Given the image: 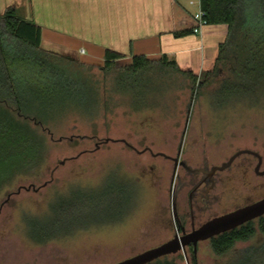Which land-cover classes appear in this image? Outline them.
<instances>
[{
  "label": "rangeland",
  "instance_id": "374dc122",
  "mask_svg": "<svg viewBox=\"0 0 264 264\" xmlns=\"http://www.w3.org/2000/svg\"><path fill=\"white\" fill-rule=\"evenodd\" d=\"M241 49L228 77L225 71L216 77L205 73L212 66L190 69L197 76L193 92L188 76L156 60L139 71L125 72L124 87L116 91L114 73L104 78L102 64L64 55L87 65L85 69L98 80V102L81 85L74 91L62 87L52 97L51 91H44V86L55 84L50 71H23L22 76L34 81L21 83L29 88L22 111L38 115L47 127L45 131L37 128L46 149L39 163L0 188V264H113L169 240L176 226L167 161L159 157L151 168L154 162L146 156L150 152L139 154L121 142L96 148L87 135L122 136L139 149L148 145L153 151L175 154L186 126L184 140L189 147L182 155H218L213 160L220 162L238 149L251 147L264 158V79L260 78L264 44L250 52ZM129 65L119 60L114 69H130ZM71 77L68 81L77 82L78 76ZM85 148L89 150L82 153ZM71 156L75 158L59 162ZM11 157L0 162V173L10 174L18 167L7 165ZM243 158L222 174L224 209L264 196L263 176L253 169L245 174L236 171ZM31 184L36 189L18 191ZM71 196L74 207L52 211L58 199ZM102 207L107 210L100 211ZM79 208L85 212L82 217ZM54 216L61 217L67 229L46 240L37 238L29 220L46 221ZM258 219L253 220L256 225ZM263 238L257 229L249 240L236 243L220 256L212 251L209 240H203L198 244L197 263L228 262L239 249ZM185 254L179 251L167 256L175 258L176 264H191V254Z\"/></svg>",
  "mask_w": 264,
  "mask_h": 264
},
{
  "label": "trees",
  "instance_id": "16d2710c",
  "mask_svg": "<svg viewBox=\"0 0 264 264\" xmlns=\"http://www.w3.org/2000/svg\"><path fill=\"white\" fill-rule=\"evenodd\" d=\"M200 9L203 23L227 25V33L218 44L212 67L205 73L216 77L225 71L224 77H228L235 60L242 55V47L250 52L255 45L264 44V0H200ZM190 32H193L192 28L174 34L179 36ZM122 56L123 54L118 51L105 48L104 62L99 67L104 78H107L111 72L114 73L116 91L123 89L121 86L124 87L122 75L125 72L139 71L151 65L153 61L144 55L133 54L129 65L131 70H115L116 60ZM156 62L162 66L169 65L176 72L188 76L191 81L190 90L191 92L195 90L197 76L192 70L179 67L174 59L168 60L165 54H162ZM86 66L80 61L44 49L41 46V26L31 19L18 15L13 6L0 14V162L3 163L4 159L15 154L17 157H11L7 165L15 167L18 165L13 173H0V188L39 163L46 149L37 128L45 131L47 127L43 125L38 115H30L22 111L26 102L25 91L29 88L23 87L21 83L34 81L22 76L23 71L27 69L37 74L45 70L50 71L55 84L44 86V91H51L52 97H55L54 95L60 92L62 87L74 91L75 87L81 85L84 90L91 93L89 97L98 102L100 100L96 87L98 80L85 69ZM71 76H78L77 82L68 81ZM260 78L264 79V73L260 74ZM60 83L62 84L59 85ZM70 99L78 101L79 98L70 97ZM75 194L72 196L74 197ZM72 196L58 199L52 204V211L54 213L59 210L68 211L72 206L74 207ZM106 210L107 207L100 209L104 212ZM78 211L81 217L85 213L80 208ZM60 218L54 216L46 221H40L38 218L29 220L32 233L40 240L62 233L67 228L63 229ZM258 218L257 225L253 220H249L211 237L209 241L212 251L216 255H224L231 251L236 243L249 240L257 229L264 234V215ZM146 264H176V261L175 258L164 255ZM191 264H198L196 254H191ZM218 264H264V238L239 249L228 262Z\"/></svg>",
  "mask_w": 264,
  "mask_h": 264
},
{
  "label": "crops",
  "instance_id": "0c3cea01",
  "mask_svg": "<svg viewBox=\"0 0 264 264\" xmlns=\"http://www.w3.org/2000/svg\"><path fill=\"white\" fill-rule=\"evenodd\" d=\"M10 6L41 26L44 49L98 64L111 48L123 54L116 61L165 54L198 71L213 64L227 33L226 24L201 22L194 30L199 0H0V14ZM187 28L193 32L174 34Z\"/></svg>",
  "mask_w": 264,
  "mask_h": 264
},
{
  "label": "flooded vegetation",
  "instance_id": "af4514ba",
  "mask_svg": "<svg viewBox=\"0 0 264 264\" xmlns=\"http://www.w3.org/2000/svg\"><path fill=\"white\" fill-rule=\"evenodd\" d=\"M185 129L182 131L180 142L175 154H170L163 150L153 151V149L148 145L139 149L134 143L122 136L114 137L108 135L101 137L96 134L86 136L89 139L94 140L96 148L102 143L121 142L139 154L147 151L150 152L151 155L146 156H149L153 162L154 160H158L159 157H162L167 161V164L171 168L170 185H172L171 191L173 194L172 209L176 226L175 231L168 239L173 238L176 235L182 237L215 216L224 214L261 198L248 199L244 203L233 206L232 208H222L221 198L223 195V172L232 170L233 163L240 156H244L242 162H240L239 166L236 168V171H241L245 174L253 169L254 174L264 177V158L256 149L243 147L238 149L242 150V152L237 154L228 165L220 168V166L224 162L228 161L238 150L228 156L227 160L222 159L220 162L213 160L214 156L218 157V155H182L187 152L189 147V142L184 140ZM73 138V135L69 136V139ZM60 139H63V137ZM87 150L89 149L85 148L82 153ZM78 156L79 155H76V157ZM72 158L75 157L71 156L59 159V162L64 163L66 160ZM255 159L256 162L254 163ZM150 165L151 168H155L157 164L154 162ZM57 166L58 164L51 168V176ZM163 167L165 168L166 164H163ZM50 180L51 178L44 181L40 187L46 185ZM211 237L204 240H210ZM201 241L203 240L198 241L196 250L194 249L192 242L185 244L184 251L189 254H196L198 244ZM180 251H182V249Z\"/></svg>",
  "mask_w": 264,
  "mask_h": 264
},
{
  "label": "water",
  "instance_id": "95a60500",
  "mask_svg": "<svg viewBox=\"0 0 264 264\" xmlns=\"http://www.w3.org/2000/svg\"><path fill=\"white\" fill-rule=\"evenodd\" d=\"M240 152H242V150L236 151L228 161L224 162L220 166V168L228 165L231 160ZM31 186L36 189L31 184L27 186L22 185L18 188V191L21 188L29 189ZM261 215H264V196L249 204L238 207L224 214L215 216L182 237L176 235L175 237L164 241L161 244L147 248L134 255L121 259L113 264H146L161 256L177 253L181 249L184 252V255H186L184 251L185 244L192 242L193 247L196 250L198 241L207 239L213 235H217L221 232L232 229L246 221L258 218Z\"/></svg>",
  "mask_w": 264,
  "mask_h": 264
},
{
  "label": "built area",
  "instance_id": "2783aa9c",
  "mask_svg": "<svg viewBox=\"0 0 264 264\" xmlns=\"http://www.w3.org/2000/svg\"><path fill=\"white\" fill-rule=\"evenodd\" d=\"M201 17H202V11H201V9H200V0H199V10H198L197 13L195 14V18L199 20V23L195 26V28H194L195 31L198 30V26H199V24L202 22ZM80 51L83 52L84 49L81 48Z\"/></svg>",
  "mask_w": 264,
  "mask_h": 264
}]
</instances>
